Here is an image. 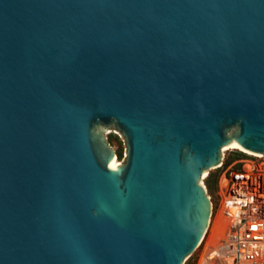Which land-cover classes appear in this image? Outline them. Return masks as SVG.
<instances>
[{
	"label": "water",
	"instance_id": "water-1",
	"mask_svg": "<svg viewBox=\"0 0 264 264\" xmlns=\"http://www.w3.org/2000/svg\"><path fill=\"white\" fill-rule=\"evenodd\" d=\"M233 143L264 154V0H0V264H185Z\"/></svg>",
	"mask_w": 264,
	"mask_h": 264
},
{
	"label": "bare ground",
	"instance_id": "bare-ground-1",
	"mask_svg": "<svg viewBox=\"0 0 264 264\" xmlns=\"http://www.w3.org/2000/svg\"><path fill=\"white\" fill-rule=\"evenodd\" d=\"M230 149H239L249 156L264 158V154L261 155L244 150L236 143L225 147L224 151ZM114 161H118V159L116 158ZM254 166L251 162L246 163L244 167L245 173L238 176L240 181L230 190V193L225 199L222 212L215 221L211 222V241L200 264H231L233 260L232 256L234 255V251L230 248V238L234 235L233 228L237 227L244 218L264 220V194L262 190L257 193L250 191V185L254 180L256 181L254 179L256 175L251 174ZM257 168L264 171V167L262 166ZM207 176L208 174H205L204 178ZM227 185L228 180L224 179L222 186L226 187Z\"/></svg>",
	"mask_w": 264,
	"mask_h": 264
},
{
	"label": "rangeland",
	"instance_id": "rangeland-1",
	"mask_svg": "<svg viewBox=\"0 0 264 264\" xmlns=\"http://www.w3.org/2000/svg\"><path fill=\"white\" fill-rule=\"evenodd\" d=\"M106 135L108 137L111 146L117 152L116 158L118 159V161L121 160L124 157L126 150V146L122 134L117 130L109 129L106 131ZM120 153L122 155L121 157H120ZM223 154H224V158L221 165L224 166L222 168L212 170L210 174L203 180L206 187H207L208 177L210 175H212L211 180L212 181L215 180L212 188L210 190L207 188V190H209L208 193L212 199L214 206L212 221H215L218 218L224 207L226 197L230 193L232 187L236 186L237 182H232L231 179L236 174L242 175L245 173L244 167L247 162H251L255 165L254 170L251 171V174L256 175L254 178L256 179V181L254 180V182L251 184L252 186L250 185L251 187L250 191L251 192L254 191L257 193L258 191L262 190V193L264 194V180L262 181V179H264V171H262V169L260 168H257L261 166L264 167V158H256L249 156L248 154H246L245 152L239 149H230L224 151ZM224 179L228 180V185L226 187L222 186V181ZM210 241H211V234L209 228V231L202 245L185 262V264H200L201 259L203 258L206 250L209 247Z\"/></svg>",
	"mask_w": 264,
	"mask_h": 264
},
{
	"label": "built area",
	"instance_id": "built-area-1",
	"mask_svg": "<svg viewBox=\"0 0 264 264\" xmlns=\"http://www.w3.org/2000/svg\"><path fill=\"white\" fill-rule=\"evenodd\" d=\"M238 176L234 175L232 182H239ZM233 233L230 238V248L234 251L231 264H264V220L244 218L233 228Z\"/></svg>",
	"mask_w": 264,
	"mask_h": 264
},
{
	"label": "trees",
	"instance_id": "trees-1",
	"mask_svg": "<svg viewBox=\"0 0 264 264\" xmlns=\"http://www.w3.org/2000/svg\"><path fill=\"white\" fill-rule=\"evenodd\" d=\"M122 155H121V153H120V157H121ZM211 178H212V175H210L209 177H208V181H207V188L210 190L211 188H212V186H213V184H214V182H215V180H211ZM208 190V191H209Z\"/></svg>",
	"mask_w": 264,
	"mask_h": 264
}]
</instances>
